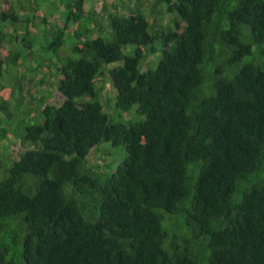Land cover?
Here are the masks:
<instances>
[{
    "label": "trees",
    "instance_id": "16d2710c",
    "mask_svg": "<svg viewBox=\"0 0 264 264\" xmlns=\"http://www.w3.org/2000/svg\"><path fill=\"white\" fill-rule=\"evenodd\" d=\"M1 172L0 264H264V0H0Z\"/></svg>",
    "mask_w": 264,
    "mask_h": 264
},
{
    "label": "rangeland",
    "instance_id": "374dc122",
    "mask_svg": "<svg viewBox=\"0 0 264 264\" xmlns=\"http://www.w3.org/2000/svg\"><path fill=\"white\" fill-rule=\"evenodd\" d=\"M131 5V4H130ZM101 21L103 22V19H101ZM67 43H70L69 41H67ZM25 113H21L20 115H18L19 118L23 117ZM25 119H29V117L25 118ZM123 154V153H122ZM0 176H3V173H0Z\"/></svg>",
    "mask_w": 264,
    "mask_h": 264
}]
</instances>
